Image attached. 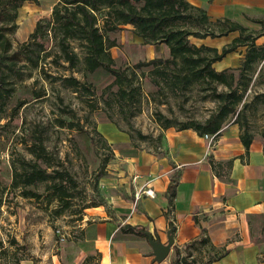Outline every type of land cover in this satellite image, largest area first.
<instances>
[{"label": "trees", "instance_id": "16d2710c", "mask_svg": "<svg viewBox=\"0 0 264 264\" xmlns=\"http://www.w3.org/2000/svg\"><path fill=\"white\" fill-rule=\"evenodd\" d=\"M28 1L37 0H0V107L5 105L15 90L14 84L24 80L25 76H30L21 72L23 67L35 68L45 73L40 63L53 55L55 63H67L70 69L81 72L85 78L98 71L113 77V81L102 90L101 102L105 111L116 107L121 118L130 125V120L140 112L142 95L141 86L136 83L139 76L135 69L151 67L148 75L152 76L151 82L157 91L177 95L195 87L209 90L217 102L216 110L203 122H180L176 118L157 113L155 121L161 130L191 129L199 136L215 135L216 138L223 126L236 124L239 128V140L245 149V155H248L254 135L247 128L245 113L254 103L264 104V92L254 94L251 101H246L245 96L264 70V45L255 44L264 31V22H261V32H254L229 19L211 21L205 10L192 6L186 0H57L52 6L50 18L38 20L29 40L12 51V43L6 32L16 27L19 9ZM126 25L132 26L133 32L144 44H164L168 48L169 57L138 62L131 68L116 67L109 51L114 42L105 33ZM231 33H237V36L221 49L204 44L197 46L189 40L190 37L213 39ZM47 40L53 42L54 51L46 50ZM74 42L77 43L78 51L72 45ZM238 48H245V52L237 74L230 69L217 71L214 68L215 63ZM21 60L23 64L18 67L17 63ZM140 74L144 75L142 72ZM58 79L65 89L94 95L93 86L87 81L81 82L74 76L53 78L54 81ZM218 86L223 89L218 91ZM33 95L40 99L45 93L44 90H34ZM59 125L73 127L66 120H60ZM136 136L142 141L149 139L141 132H136ZM262 136L264 137V133ZM100 139L106 143L103 137L100 136ZM157 139L160 141L161 136ZM27 150L32 158L20 155L11 162L9 190L19 191V195L24 198L40 199L42 194L35 188L42 185L48 191L49 198L58 202L57 215L70 209L71 201L78 193L77 183L72 175L65 169L53 166L41 135L33 138ZM107 160H104L102 168H105ZM40 162L45 166L42 167ZM232 163L233 160L223 164L214 162L212 158L209 160L211 169L217 176L222 166L231 169ZM175 183L171 181L167 189L171 207L175 197ZM2 201L0 196V205ZM103 204L104 200L85 205L81 208V213L85 208ZM194 221L197 223L196 217ZM121 230L147 239L143 229L125 226ZM169 230L174 234L171 222ZM9 245L20 247L14 238L9 241ZM184 251L183 254L182 250L174 247L171 264H214L228 254L225 247H215L211 243L204 229L201 230L199 239L184 246ZM194 252L198 258L193 255ZM4 253L5 248L0 244V254ZM20 260L17 259V264H20Z\"/></svg>", "mask_w": 264, "mask_h": 264}, {"label": "rangeland", "instance_id": "374dc122", "mask_svg": "<svg viewBox=\"0 0 264 264\" xmlns=\"http://www.w3.org/2000/svg\"><path fill=\"white\" fill-rule=\"evenodd\" d=\"M56 2L57 0H37L22 4L15 21L16 27L6 32L12 43V51L29 40L38 20L50 18L52 5ZM99 17L102 18V15ZM236 34L213 39L190 37L189 40L197 46L204 44L221 49ZM105 35L114 42L109 51L116 67L131 68L138 62L169 57L168 48L164 44H144L135 35L131 25L106 32ZM72 45L76 51L79 50L77 43ZM45 47L46 50L54 51L52 41L47 40ZM244 52L245 48H238L213 66L217 71L230 69L237 74ZM22 64L21 60L17 66ZM40 64L45 73L35 68L23 67L21 72L30 76H25L24 80L14 84L15 90L5 105L0 107V196L3 200L0 205V244L5 248V253L0 254V264H17V259L23 260L30 255L31 248L35 247L34 241H41L43 229L40 226L50 227L55 237L64 234L66 226L73 225L79 218L83 206L103 200L98 184L102 177L109 175L107 171L124 168V157L132 158L140 152L158 153L160 141L157 138L162 135V130L155 121L157 113L176 118L180 122H203L217 108V102L209 90L194 87L177 95L157 91L151 82L152 76L148 75L151 67H143L135 69L139 76L136 83L140 84L142 91L140 112L130 120L129 125L121 118L116 107L105 111L101 102L102 90L113 81V77L98 71L85 78L81 72L70 69L67 63H55L53 55ZM59 76H74L81 82L87 81L93 86L94 95L63 88L59 79L53 80ZM255 77L256 74L253 79ZM222 89L218 86V91ZM34 90H44L45 96L34 98ZM263 92L264 70L249 88L246 101H251L254 94ZM21 102L22 105H19ZM245 116L249 132L264 147V104H252ZM60 120L72 123L73 127H61ZM136 132H141L149 139L139 140ZM37 135L42 136L53 166L67 170L77 183L78 193L71 201L72 206L60 215L56 214L59 210L58 202L49 198L45 186L35 188L42 194L40 199L24 198L19 195V191L9 190L11 162L20 155L32 158L27 146ZM100 136L106 143L101 141ZM202 138L208 146H214L216 138ZM106 159L105 168H102ZM40 165L45 166L41 162ZM249 228L256 246V262L264 264V215L250 217ZM13 238L20 247L9 245ZM181 250L184 254V247ZM193 255L198 258L196 252Z\"/></svg>", "mask_w": 264, "mask_h": 264}, {"label": "crops", "instance_id": "0c3cea01", "mask_svg": "<svg viewBox=\"0 0 264 264\" xmlns=\"http://www.w3.org/2000/svg\"><path fill=\"white\" fill-rule=\"evenodd\" d=\"M186 1L205 10L211 21L229 19L250 31L262 30L264 0ZM255 44H264V31ZM159 150L124 157V168L107 171L98 184L104 204L85 208L62 235L55 237L50 227L40 226L41 241H34L35 247L20 264H171L174 247L181 250L199 239L202 229L215 247L228 250L214 264H257L249 218L264 215L260 141L254 139L245 155L236 124L223 126L214 146L191 129L169 128L162 130ZM210 158L222 164L233 160L232 167L222 166L217 176ZM171 181L176 182L172 207L167 194ZM147 188L153 190L152 197L140 193ZM169 222L175 229L174 245L160 263L146 238L121 230L143 229L166 243Z\"/></svg>", "mask_w": 264, "mask_h": 264}, {"label": "water", "instance_id": "95a60500", "mask_svg": "<svg viewBox=\"0 0 264 264\" xmlns=\"http://www.w3.org/2000/svg\"><path fill=\"white\" fill-rule=\"evenodd\" d=\"M145 235L151 247L154 260L158 263L164 261L168 257L171 248L174 245V238L171 230L167 233L166 243H161L159 240L153 238L149 232H145Z\"/></svg>", "mask_w": 264, "mask_h": 264}, {"label": "built area", "instance_id": "2783aa9c", "mask_svg": "<svg viewBox=\"0 0 264 264\" xmlns=\"http://www.w3.org/2000/svg\"><path fill=\"white\" fill-rule=\"evenodd\" d=\"M214 136L215 135H211V136L204 135L205 138L210 139V140L214 139L215 138ZM140 193H143L144 195L149 196V197H152L153 196V190H151L150 188H147L145 190L144 189H141L140 190ZM136 199H137V197H136Z\"/></svg>", "mask_w": 264, "mask_h": 264}]
</instances>
